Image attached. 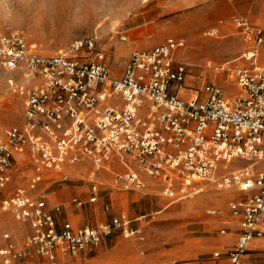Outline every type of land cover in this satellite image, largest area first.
<instances>
[{"label": "built area", "instance_id": "2783aa9c", "mask_svg": "<svg viewBox=\"0 0 264 264\" xmlns=\"http://www.w3.org/2000/svg\"><path fill=\"white\" fill-rule=\"evenodd\" d=\"M233 22L248 46L241 55L245 62L230 70L237 87L231 95L211 79L190 86L188 65L175 60L182 39L133 49L115 75L95 36L55 53L37 51L19 31L0 36V67L24 77L9 81L21 97L23 122L0 133V210L31 229L22 243L9 232L0 234V264H40V259L67 264V255L92 249L105 237L144 239L142 226L125 211L74 226L60 217L62 204L48 205L44 193L36 192L50 173L57 182L70 181L69 168L83 159L91 163L90 193L71 199L77 207L106 193L100 173L114 163L122 171L113 172L112 187L125 191L145 190L149 181L170 198L194 195L203 182L245 191V197L228 203L239 219L236 242L225 253L213 252L228 264H244L250 242L264 236V64L257 61L264 28L243 15ZM119 37L125 40L127 34ZM16 153L28 155L32 172L27 185L7 193L19 172ZM237 159L246 163L229 168ZM103 209L111 206L104 202Z\"/></svg>", "mask_w": 264, "mask_h": 264}, {"label": "rangeland", "instance_id": "374dc122", "mask_svg": "<svg viewBox=\"0 0 264 264\" xmlns=\"http://www.w3.org/2000/svg\"><path fill=\"white\" fill-rule=\"evenodd\" d=\"M51 1L0 0V36L19 31L43 53H55L67 49L76 39L95 36L115 75L121 74L133 49H149L169 37L182 39L184 45L176 51L175 60L188 65L190 86L196 87L203 79H211L220 83L229 95L237 91L230 70L245 62L241 55L248 46L233 17L247 16L264 28V0H59L50 7ZM122 33L127 34L125 40L119 37ZM257 61L264 64V42ZM23 79L21 72L0 67V133L8 126L23 122L21 97L9 88L10 80ZM237 160L235 166L246 163ZM17 175L11 186L26 185L29 171ZM99 180L104 187L112 185L110 179ZM88 186V179L80 177L54 183L47 187L48 204L61 203L69 219L94 225L106 217L101 202L85 207L70 204L75 196L86 198ZM199 187L201 191L194 195L175 198L107 188L106 191H114L105 199L115 211H125L135 224L142 226L144 239L121 234L105 237L92 249L67 255L66 263L139 264L144 260L148 264L173 261L197 264L203 260V264H215L208 259L217 247L204 237L214 232L220 234L225 223L217 222V217L207 210L226 208L235 193L233 188L216 189L210 182L199 183ZM3 232H9L13 240L22 243L31 229L0 210V234ZM248 253L249 260L245 257L244 264H264V244ZM251 257L257 261L252 262ZM40 262L48 264L42 259Z\"/></svg>", "mask_w": 264, "mask_h": 264}, {"label": "crops", "instance_id": "0c3cea01", "mask_svg": "<svg viewBox=\"0 0 264 264\" xmlns=\"http://www.w3.org/2000/svg\"><path fill=\"white\" fill-rule=\"evenodd\" d=\"M254 23V22H253ZM14 161L15 163L17 164V166L19 167V172H18V175H22L23 171H29V175H28V178L32 172L31 170V166L29 165V162H28V155L26 153H16L14 155ZM238 160H234L232 163H230V165L233 167H236L235 165V162H237ZM243 161V160H242ZM229 165V166H230ZM91 168V163L89 160L87 159H83L77 163H75L74 165H72L70 168H69V171L71 173V180H76L78 179V177L82 178V179H88V184H90L89 182V177H88V173H89V170ZM231 168V167H230ZM115 171H122V166L119 164V163H114L113 164V167L112 169L109 171H102L100 173V179H105V181H107L108 179L111 180V183H112V179H113V172ZM17 175V176H18ZM16 176V177H17ZM56 175L54 173H50L48 175H46V179L44 181H42L38 187L36 188V192H43L44 193V196L46 198V201H47V204H48V199L50 198H47L48 196V193H47V187L48 186H52L54 183H65V182H57L56 181ZM13 181V179H12ZM27 184H28V181H27ZM26 184V185H27ZM111 187H106V188H115V187H112V185H110ZM12 186H11V183L7 189V193L8 192H11L12 190ZM118 189V188H117ZM118 190H121V189H118ZM35 191V190H34ZM33 191V192H34ZM112 191L114 190H111L110 189L108 191H106V193L95 203L93 204H87L89 206H94L96 205L98 202H101L102 203V208H103V203L104 202H107L109 203L108 200L105 199L106 196H111L113 193ZM121 191H125V190H121ZM127 192H131V191H127ZM132 192H136V193H139V192H142V194H152V193H158L155 189V186L151 183V181H149V184H148V187L147 189L145 190H142V191H132ZM233 192L235 193V196L233 198H231L228 203L232 200H236V199H239V198H243L246 196V192L245 191H241V190H238L235 188H233ZM238 192H243L242 194H239ZM90 193V189H89V186H88V195ZM88 197V196H87ZM56 204V203H55ZM61 204V203H60ZM71 204V203H70ZM49 205V204H48ZM73 205V204H71ZM109 205L111 206V210L110 211H105L106 213V217L104 219H106L110 214H113V213H117V212H120L119 211H115L113 209V206L109 203ZM74 206V205H73ZM85 207V206H84ZM222 208V207H220ZM64 207H62V212L60 214V217L62 219H65V220H69L73 223L74 226H78V225H82V224H85V223H79L77 221H73L71 219H69L64 211H63ZM225 211L223 214H217L215 215L216 217V221H221V222H224L225 225L222 226L220 228V234L219 233H212L211 235L209 236H205L204 238H207L208 239V242L211 243V245L213 246H216L217 248L213 251H220L222 253H225L228 249H230L234 243L236 242L237 240V237H238V234H239V219L238 217H235V216H232L230 214V211L228 209V204H227V207L226 208H223ZM122 211V210H121ZM141 217V216H140ZM104 219H101L100 221L104 220ZM137 219H140L139 217H137ZM98 221V222H100ZM97 222V223H98ZM96 223V224H97ZM133 223H134V219H133ZM135 224V223H134ZM213 221H211V225L212 226ZM136 225H140V224H136ZM204 229V228H202ZM224 229L225 231L224 232H221V230ZM261 244H264V236L262 237H257V238H254L250 244H249V247L245 253V255L243 256V260H245V257H247V255L249 256L250 254L248 253L250 250L254 249V247L258 246V245H261ZM213 252H212V255L211 257L208 259V260H214L215 264H228V259L224 256H220V257H214L213 256ZM41 260V259H40ZM247 260H249V257H247ZM252 262H256L257 259L254 258V257H251L250 259ZM43 261V259H42ZM143 262L145 264H148L147 262H145L144 260L140 261V263ZM41 263V262H40ZM139 263V264H140ZM176 262L173 261L171 263H167V264H175ZM184 263H187V262H183L182 264ZM244 263V261H243ZM156 264H163L162 262L160 263H156ZM197 264H203V260L200 261V263H197ZM254 264V263H253Z\"/></svg>", "mask_w": 264, "mask_h": 264}, {"label": "bare ground", "instance_id": "6f19581e", "mask_svg": "<svg viewBox=\"0 0 264 264\" xmlns=\"http://www.w3.org/2000/svg\"><path fill=\"white\" fill-rule=\"evenodd\" d=\"M59 0H52L51 2H48V4H50V7L54 6L55 4L58 3ZM66 6V2L63 4L62 9H65Z\"/></svg>", "mask_w": 264, "mask_h": 264}]
</instances>
